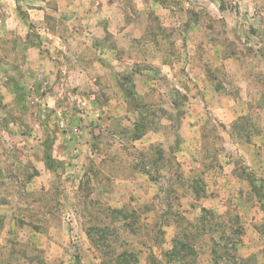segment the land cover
Here are the masks:
<instances>
[{
  "label": "rangeland",
  "instance_id": "374dc122",
  "mask_svg": "<svg viewBox=\"0 0 264 264\" xmlns=\"http://www.w3.org/2000/svg\"><path fill=\"white\" fill-rule=\"evenodd\" d=\"M0 264H264V0H0Z\"/></svg>",
  "mask_w": 264,
  "mask_h": 264
}]
</instances>
